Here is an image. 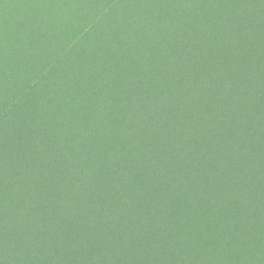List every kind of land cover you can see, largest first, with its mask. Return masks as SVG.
<instances>
[{
    "label": "rangeland",
    "instance_id": "374dc122",
    "mask_svg": "<svg viewBox=\"0 0 264 264\" xmlns=\"http://www.w3.org/2000/svg\"><path fill=\"white\" fill-rule=\"evenodd\" d=\"M258 1L0 0V57L8 53L10 61L0 59V217L4 216L1 213L3 208H24V194L32 192L40 195L41 201L35 207L45 218L48 208L56 203L59 192V187L51 180L52 175L57 174L61 183L68 173L67 160L73 159L83 168L86 161H93L91 157L95 153L100 158L98 166H107L104 162L106 160L101 156L102 152L114 151V139L120 134L130 137L131 131L137 132L144 142H148L147 153L151 154L150 158L153 152L155 155L158 153L160 158H165L169 163L171 172L177 173L184 162L182 153L168 145L156 151L149 144L151 133L147 125L153 127L158 123L155 115L158 110H166L167 116L170 112L175 114L178 116L176 121L180 117L181 126L178 131L181 136L190 137L193 145H208L210 150H223V157H229L227 152L230 148L223 140L225 137L231 138L236 124H242L243 128L244 123L248 124L254 119L249 114V104L243 106L239 113L233 110L237 100L231 84L222 91L210 89L214 104L206 105L194 98L190 99L188 106L193 115L198 121L203 119L199 125L193 126L186 115L179 116V109L173 102H169L167 108L163 109L162 103L159 105L147 102L145 98L150 95L151 90L153 94L159 95L158 89L154 87L155 79L159 81L158 87L163 88L164 93H170V97L176 96L181 77V84L185 81L187 86H202L199 67L200 70H205V65L210 62L215 68L218 82H223L224 79L218 78L222 67H227L231 72L242 70V64L255 69L258 57L264 64L263 45L257 43L253 46L248 42L245 33H241L242 27L237 23L242 19V25H247L249 32L260 38L264 37L263 24L256 27L252 22L258 18ZM260 2L262 5L264 0ZM27 10H31L33 14L30 23L25 20ZM232 16H236V20L228 23ZM38 19L43 22L41 31H36L34 27ZM14 25L17 28L15 55V50L9 44L12 34L9 26ZM21 25L30 27L27 32L28 42L24 41L25 31ZM220 32H227L226 35L229 33V38L230 34L231 37L240 38L239 57L233 54L232 42H224L227 43V49L219 50L225 48V45L218 43L213 36ZM212 42L213 47L218 48L215 57L217 61L213 57L210 59L209 46ZM68 45L71 46L73 58L67 60ZM194 56L197 73L190 63H193ZM188 61L190 65H187ZM124 66L128 69L121 72L119 67ZM171 66L172 69H180V74L177 73L180 77H175L176 73L172 70L169 75H164L161 68L168 69ZM245 71L249 80L259 79L264 86V75L253 73L252 70L248 72L247 68ZM240 76L244 77V73ZM123 79L133 81V86L123 89ZM90 82L98 85L97 93L87 92ZM217 93H224L229 98L225 105L232 114V121L229 123L221 118V113L226 109L215 104L217 99L214 95ZM260 99L256 100L255 105L259 113L263 110L260 108L263 102ZM135 112L140 113L135 115ZM263 131L261 129L259 132L261 138H264ZM75 133H78L77 139L74 137ZM243 133L248 135V128L243 129ZM78 142L84 146L90 142L94 144L90 157L83 156L85 151H77ZM68 148L71 149L69 153ZM54 155L63 157L62 164L56 168L54 163L53 173L52 168L45 169L41 175V171L37 170L41 177L34 178L36 176L29 163L44 158L47 165ZM123 156L131 164L127 152ZM238 160L241 161L239 167L225 163L221 167L220 177L223 179L214 176L209 185L219 187L229 173L250 177L251 171L246 166L249 162L244 161L246 163L242 164L245 156H239ZM157 164V161L148 158L139 165L132 164L134 184L137 187L144 179H148L151 183L145 192L153 198L163 200V210L171 214L186 231L211 240L215 237L213 225L217 214L228 218L229 224L237 221L238 217L234 214L236 207L224 208L223 203H220L223 210L220 211L212 207L211 201H206L201 204L206 208L204 228L197 226L199 214L190 211L187 204L189 196L184 192L192 186L185 179L186 174L181 173L174 184L171 181L172 185L165 186L163 173ZM201 165L206 166L209 174L215 175L216 165L209 163L205 157L202 158ZM8 175L16 178L7 182ZM108 175L100 188L101 198L105 200L115 189L114 181L109 180L111 176ZM74 176L73 182L81 181L79 172ZM184 180L186 183L181 185L180 182ZM255 191L253 193L257 195ZM261 195L264 198V194ZM240 198V193H237L235 200ZM261 201H258L259 205L249 218L253 228L264 226V203ZM217 211L220 213H216ZM15 219L11 216H4V221L0 219V224L7 221L5 229L0 225V238L12 230ZM252 237H257V234ZM219 242L222 241L219 239ZM178 249L179 247L174 248L175 251Z\"/></svg>",
    "mask_w": 264,
    "mask_h": 264
},
{
    "label": "trees",
    "instance_id": "16d2710c",
    "mask_svg": "<svg viewBox=\"0 0 264 264\" xmlns=\"http://www.w3.org/2000/svg\"><path fill=\"white\" fill-rule=\"evenodd\" d=\"M261 3L260 0L256 3L259 5L258 15H256L258 18L252 20L256 27L259 24L264 26V3L262 5ZM32 16L31 10L25 12V20L29 23L30 20L32 21ZM236 18V16L230 17L228 23L233 22ZM237 23L240 28L242 27L241 33H245L248 42L252 43L253 46L261 43L264 47V37L260 38L249 32L247 25H242V19ZM34 24L36 31L42 30L43 22L40 19ZM247 24L249 26V22ZM21 27L25 31L24 41H27L29 37L27 32L30 27H25V25H21ZM9 29L12 30L9 44L11 49L15 50V55L17 28L14 25L13 27L9 26ZM226 33L220 32L213 38L218 40V43L232 42L233 54L235 57H239L241 53L240 38L238 36L237 38L231 37V34L229 38V33L228 35ZM213 43L209 46V54L210 59L213 57L212 59L215 60L218 48H214ZM226 44L224 43L225 48L219 50H226ZM84 47L82 46V48ZM70 49L71 46L68 45L66 49L67 60L73 58ZM0 59L10 62L8 53L3 54ZM195 61L194 56L193 63H190L197 73L198 67ZM187 65H190L189 61ZM119 68L121 72L128 69L127 66ZM172 68L173 66L168 69L161 68V70L166 76L172 70L176 73L175 77H180V75L177 76L178 72L180 74V69L178 67ZM246 68L248 72L252 70L253 73L264 75V64L262 59L258 57L255 69L242 64V70L231 72L227 67H222L218 78L224 79L223 82H218L216 81L217 73L210 62L205 65V70H200L199 67L198 74H200L199 78L202 79V86H187L185 81L181 84V77L176 96L170 97L171 94L164 93V89L159 88L158 79H155L153 80L154 87L158 89L159 95L153 94V90H151L150 95L145 98L147 102L150 101L159 105L162 103L163 109L167 108L169 102H173V105L179 109L177 111L180 113L179 116L181 114L186 115L188 122L193 126L199 125L203 119L198 121L193 115V111L188 106L190 99L194 98L206 105L214 104L210 89L222 91L224 87L231 84V89L237 100L233 110L239 113L244 108L243 106L249 104V114L254 116V119L249 122L251 124L244 123L243 128L242 124H236L231 138L225 137L223 140L230 148L227 152L230 154L229 157H223V150L214 148L210 150L208 145L205 147L201 144L193 145L190 137L181 136L178 131L181 126L180 117L176 121L178 116L175 114L170 112L167 116L166 110H158L155 113L158 123L153 127L147 125L151 133L149 144L156 151L168 145L182 153L184 162L180 165L177 173L171 172L169 163L165 158H160L158 153L155 155L153 152V156L150 158L151 154L147 153L148 142H144L135 131H131L130 137H123L120 134L115 138L116 149L114 151L102 152L101 156L104 157L106 160L104 162L107 164L103 168L97 164L100 158L97 157L96 153L94 157H91L93 161H89V163L86 161L84 163L86 166L83 168H80L75 160H67L66 169L68 173H66V178L60 183L57 174L51 177L52 182L59 187L57 188L59 192L56 203L48 208L45 218L37 212L35 207L36 203L41 201V197L32 192L24 194V208L10 207L1 210L2 215L16 219L15 222L13 220L14 227L8 235L0 238V264H264V226L253 228L249 219L259 202L262 200L264 203V198L261 197V194H264V138H261L259 133L261 129H264V86L259 79L249 80L247 78L249 75L245 71ZM241 73H244V77L240 76ZM121 83L123 89L134 84L133 81L125 79L121 80ZM97 90L98 85L90 82L87 92L92 94L93 92L97 93ZM214 96L217 99L215 104L225 108L229 99L227 95L217 93ZM261 97L263 98L260 99ZM259 99L263 101L262 106H260L263 109L261 113L255 107L256 100ZM250 101L254 102L249 103ZM225 109L224 113H221V118L229 123L232 121L231 110L228 112L227 108ZM247 128L249 130L248 135L243 133V129ZM77 134H74L76 139L78 138ZM78 144L77 151H85L86 155L83 154V156L85 158L90 157L94 144L91 142L86 146L81 145V143ZM227 146L225 147L227 148ZM69 151H71L70 148L67 149V153ZM126 152L131 164L124 159L123 154ZM242 155L245 156L242 164L249 162L246 166L251 171L250 177L240 173H237L238 175L229 173L219 187L213 188L209 185L213 182L214 176L220 177L221 167L225 163L236 164L239 167L241 161L238 160V157ZM112 157L114 159L111 160ZM204 157L209 163L216 165L215 175L209 174L206 166L201 165ZM146 158L158 162L157 165L163 173L165 186L174 184L173 182L178 180L181 173L186 174L185 179L192 186L185 190L182 188V190L189 196L187 204L190 211L193 214H199L197 226L204 228L203 216H205L206 208L201 204L206 201H211L212 207L220 211H223L220 203H223L224 208L236 207L234 214L238 217L237 221L229 224L228 218L217 214L213 225L215 237L211 240H205L198 233L196 235L186 231L185 227L180 226L171 214L163 210V200L153 198L145 192L151 183L148 179H144L141 184L135 186L132 175L134 166L132 167V164L139 165L145 162ZM41 160L42 162L38 163ZM51 160L47 162V165L44 158L29 163L34 171V176H36L34 178L41 177L39 175L48 168H52L51 172L53 173L54 163L55 167L58 168L57 166L63 162V157L54 155ZM1 168L0 164V170ZM37 170L41 171L39 175ZM77 172L80 173L81 181L73 182ZM108 174L111 176L109 180L114 181L115 189L112 195L105 200L101 198L100 188L103 185V180L109 176ZM15 178L14 175H8L6 180L9 182ZM219 179L222 180L223 178L220 177ZM183 183H186L185 180L180 182L181 185ZM254 191L258 194H254ZM237 193L241 195V198L237 200L238 202L235 200ZM31 206L32 208H29ZM262 207L264 211V206ZM216 213L220 212L217 211ZM4 216L0 217L2 221H4ZM5 223L7 221L0 225L4 228ZM15 229L18 231L16 232ZM244 229L246 232H243ZM255 234L259 238L252 237ZM19 236L22 238L20 239ZM219 239L222 241L221 243ZM176 247L179 249L175 251L174 248Z\"/></svg>",
    "mask_w": 264,
    "mask_h": 264
}]
</instances>
